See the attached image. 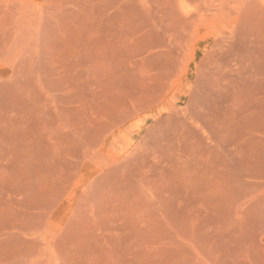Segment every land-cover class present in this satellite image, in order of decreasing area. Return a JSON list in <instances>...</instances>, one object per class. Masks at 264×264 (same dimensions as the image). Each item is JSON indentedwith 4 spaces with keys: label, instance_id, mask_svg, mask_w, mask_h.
Listing matches in <instances>:
<instances>
[{
    "label": "rangeland",
    "instance_id": "rangeland-1",
    "mask_svg": "<svg viewBox=\"0 0 264 264\" xmlns=\"http://www.w3.org/2000/svg\"><path fill=\"white\" fill-rule=\"evenodd\" d=\"M0 264H264V0H0Z\"/></svg>",
    "mask_w": 264,
    "mask_h": 264
}]
</instances>
